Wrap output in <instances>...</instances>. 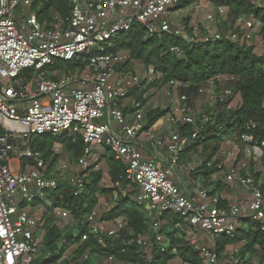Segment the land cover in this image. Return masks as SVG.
<instances>
[{"label": "built area", "instance_id": "obj_1", "mask_svg": "<svg viewBox=\"0 0 264 264\" xmlns=\"http://www.w3.org/2000/svg\"><path fill=\"white\" fill-rule=\"evenodd\" d=\"M179 1L70 0L68 17L45 27L31 9L33 0H0V116L16 122L26 131L14 134L0 127V264H34L40 243L37 231L43 225L46 207L38 213L19 205L39 201L48 204L49 192L58 184L59 168L49 173L42 153L29 146L33 137L68 134L73 143L76 138L81 139L82 155L75 162L81 171L94 166L91 164L105 154V149L125 167L122 181L127 189L122 191L120 183L114 187L123 194L137 190L134 200L143 206L150 232L134 235L124 218L101 221L99 202L84 219L88 232L97 238L99 245L103 246L102 235L112 240L130 238L128 244L135 242L142 248L146 262L150 263L152 258L147 250L153 245L164 246V236L160 233L162 216L178 214L179 221L174 223V228L184 234L189 247L201 255L203 264H218L219 258L213 250L216 238L234 235L245 222L256 224V229L264 234V139L257 141L249 134L239 139H225L223 148L206 161L207 166L217 170L211 176L217 174L220 180H211L206 188L203 187L206 178L201 175L200 183L194 184L193 193L188 194L172 179L177 172L196 171L182 162L183 146L178 131L159 135L157 122L143 131L145 113L141 102L132 103L131 121H127L123 113L128 93L141 92L144 85L149 86L158 78L151 67L146 68L144 78L116 69L125 58L120 53L112 54L109 49L114 45L108 43L128 33L133 24L141 26L147 37L174 36L187 44L237 42L240 36L250 39L255 29L264 28L259 20L238 18L239 32L199 36L197 28L172 21L179 13L175 11ZM253 2L264 5V0ZM224 9L218 7L215 13L207 14L205 20L213 23L217 16L224 17ZM169 51L179 58L183 56L178 48L171 47ZM79 60L87 72L76 70L57 79L49 77L57 63L74 64ZM231 80L234 79L217 76L200 87L197 95L213 96L217 105L225 106L233 98L232 89L222 88L216 96L215 86ZM177 86L180 85L169 82L170 88ZM142 97L146 99L145 94ZM172 115L177 117L171 120L173 124L197 128L186 95L180 97ZM212 115L213 112L200 121L193 138L209 122L221 129L215 125ZM113 124L118 131L112 128ZM139 140L147 142L160 157L148 158L140 149ZM24 142L26 149L19 152L18 144ZM52 152L58 155L56 147ZM13 158L19 163L30 161L32 166L27 171L14 173L10 166ZM66 168V163L60 166V170ZM217 181L230 189L232 197L228 191L214 192ZM67 184L73 196L79 195L85 186L80 174ZM105 207L109 210L110 205L105 204ZM47 208L53 209L60 219L69 216L62 209L51 205ZM87 238V234H82L81 243ZM87 258L85 254L80 260ZM246 258H240L238 251L225 264H250ZM113 260L112 257L106 259L110 263Z\"/></svg>", "mask_w": 264, "mask_h": 264}, {"label": "trees", "instance_id": "obj_2", "mask_svg": "<svg viewBox=\"0 0 264 264\" xmlns=\"http://www.w3.org/2000/svg\"><path fill=\"white\" fill-rule=\"evenodd\" d=\"M33 1L31 9L35 12L39 22L44 24L45 27L59 23L69 15L70 0ZM194 1L180 0L175 7V11L187 8ZM211 2L216 7L228 8L235 21L238 18L248 17L247 19H256L264 24V5L258 6L253 0H211ZM51 11L55 14H50ZM185 25L187 27L188 23ZM236 31L239 32L240 29L238 28ZM113 45L114 47L109 49L112 54L124 51L127 53L129 60L140 61L145 68H153L158 79L155 80L157 82H153L154 84H150L148 89L170 88L169 82L174 81L180 85L179 87L188 84L186 88L181 87L185 90L187 97L191 92L194 96H198L197 90L217 76L234 79L226 83V87L232 89L233 97L237 96L239 98V105L236 108L228 109L227 105L232 101L230 99L225 106L218 104L216 112L211 116L215 125L221 126V129H217L209 122L193 138L197 128H199L200 121H197V128L188 124L180 126L179 130L185 138V148L187 150L201 147L205 160L209 161L223 148L224 141L229 138L230 132L234 134L233 137H230L233 139H239L244 134L251 135L257 141L264 139V55L255 54L252 47L242 45L239 41L232 42L229 40L187 44L174 36L167 35L161 39L147 37L145 30L137 24H133L128 33L115 38ZM171 47L178 48L182 51L183 56L179 58L171 53L169 51ZM54 68L61 69L66 73H73L76 70L80 73L87 72L84 71L85 66L80 60L74 64L57 63ZM129 68V61H125L116 67L117 70ZM144 94L143 90L141 92L133 90L128 93L127 96H130L132 100L129 102L130 105H125L122 108L124 115L133 112L132 103L141 102L145 105L149 101L151 96L143 99ZM168 113L169 110L153 108L147 110L144 115L143 131L148 130ZM251 125H255L254 129L249 128ZM72 139L68 134L33 137L30 140V147L40 151L46 163L49 156L53 157L50 166H48V169H50L58 156L52 152L55 146H61L65 153L70 154L75 161L81 157L83 143L79 138H76V142L73 143ZM99 160H103L107 166V176L112 187L101 186L103 173L101 170L93 172L94 166H91L85 171L86 177L82 173L80 174L83 176L85 186L79 195L73 196L72 188L68 184H62L59 181L56 189L49 192V203L45 205L44 222L41 226L44 234L41 239L39 238L42 242L39 243V256L37 254L34 264H57L63 254L72 246H75L73 257L65 264H91L92 259L103 260L109 257L123 264H168L175 256L180 257L183 263L203 264L201 255L193 251L189 247L184 234L174 228V223L179 221L178 214L162 216V220L166 216L172 217L170 228L161 229L160 231L161 235L166 238V244L163 247L153 245L150 248L148 251L152 258L150 263L146 262V254L142 248L135 242L128 244L130 238L124 237L121 240H112L102 235L103 246L99 245L97 238L88 232L84 219L98 207L101 198L107 200L113 198L109 210L101 214V221L124 218L127 221L128 228L134 235L149 234L150 232L144 208L134 200L137 190L133 189L126 194L122 193L123 190L127 189L126 183L122 181L125 174L123 164L116 162L107 149H105V154ZM30 164L32 165L31 162ZM216 171L212 167L204 169L203 172L195 171L191 174L194 177L202 175L207 179ZM256 177H258V174ZM116 183H120L122 191H118L114 187ZM215 185L216 190L214 192L217 193L222 191L221 186L226 187L221 181H217ZM36 203L20 204L19 207L33 208ZM47 205L68 212L69 226L64 229L56 227L51 216H47L48 211L51 214L53 213V209H48ZM245 224L247 223L245 222ZM252 225H254V230L245 229L243 235L234 234L216 238L213 250L218 258L222 256L227 246L245 241V244L239 250V257H247L246 259L250 261L258 248L261 252L258 264H264V234L256 229V224L252 223ZM82 234H87L88 238L81 243ZM85 254L88 255L87 260H80ZM45 255H48V257Z\"/></svg>", "mask_w": 264, "mask_h": 264}, {"label": "rangeland", "instance_id": "obj_3", "mask_svg": "<svg viewBox=\"0 0 264 264\" xmlns=\"http://www.w3.org/2000/svg\"><path fill=\"white\" fill-rule=\"evenodd\" d=\"M264 4V3H263ZM38 8V7H37ZM217 8L212 2L211 0H195L194 5H189L187 8L180 10L179 14H176L173 18L172 21L174 22V24L177 25H185L186 23H188V26H193L195 28H197L198 34L199 36H205V35H209V34H215V33H219L222 35H228L230 33L235 32L236 30H238V28L236 27V21L233 20V16L230 14L228 8L224 7L225 9V13H224V17H219L217 16L215 21L213 23H209L205 20V16L207 14H211V13H215L217 11ZM50 14L54 15L55 13L53 11L50 12ZM244 18H248V17H244ZM242 35V34H240ZM243 36V35H242ZM240 39V44L242 45H246L248 47H252L253 51L255 54L257 55H264V30H257L255 29L254 32L251 35L250 39H242V37H239ZM108 45H113V42L108 43ZM120 54L125 58L124 61H129L130 63V68L129 69H125L126 71H130L132 72L134 75H137L141 78H144V72L146 70L145 66L140 62V61H132L129 60L127 53L124 51H120ZM78 71V70H77ZM84 71H87V69H85ZM158 79V78H156ZM157 82V81H155ZM154 82V83H155ZM152 83V84H154ZM216 91H215V95L219 96L221 93V90H223L222 88H226V84L225 82L222 83V85H220V87L215 86ZM214 88V89H215ZM143 91L145 92L146 98H149V103L147 106L144 105V113L147 112V110H149L150 108L153 109H160V110H169V113L167 116V120H166V124H169L168 126H170L171 128L169 130L166 131V134L170 133L171 131H178L179 135H180V139H181V143H182V162L184 163H189L191 165V167H194L196 172H203L204 169H209L212 168L211 166H207L206 164V160H205V156L204 154L201 152V147H197L194 149H186L184 142H185V138L181 135L180 133V124H173L171 121L172 119L175 120V118H177L175 115H172L173 110L178 106L179 103V99L181 96L186 95L185 90L179 86L175 87V88H166L163 87L161 89H148V86L143 87ZM190 95H188V99H189V107L191 109V114L193 115V117L195 118L196 121H201L204 117H208L210 115L211 112H216V101L213 98V96L209 97H200V96H194L193 93H189ZM132 100V98L130 96L127 97V102L129 103ZM239 105V98L237 96L232 98V101L230 103V108H236ZM127 120V119H126ZM128 121V120H127ZM233 133L230 132L229 133V138L233 137ZM29 146H30V142H29ZM58 149V156L55 158V163L50 167L49 169V173L55 171L57 168H59L58 173H56V178L58 179V181L62 184H67L69 182L70 179H72L73 177H75L76 175H79L82 173V175H84V177L87 176V174H85V171H81L77 166H76V161L74 158L71 157L70 154L65 153L64 149L61 146H55ZM24 149H26V143L24 142L19 143L18 144V151L21 152ZM53 157L48 158L47 160V165L50 166V162L51 159ZM14 159V158H13ZM66 163L67 164V168L65 170H60V166L62 164ZM94 164V168H93V172L94 171H98L101 170L103 173V179L101 181V186H105V187H112L110 182H109V178L107 176V166L105 165V162L103 160H99L93 162L91 165ZM209 164V163H208ZM11 168L15 171L16 167H17V163L16 161H11L10 163ZM84 173V174H83ZM216 173V172H215ZM201 175H197L195 178L196 179V183H200L199 178ZM192 177V176H191ZM194 178V176H193ZM221 178V177H220ZM219 176L217 174L213 175V176H209L206 181L207 183H205L203 185V187H209L210 181L213 179H219ZM222 191H228L230 192L229 188H224L222 187ZM131 190V189H130ZM115 196V194H114ZM113 198L111 197L110 199H100V207H99V218L101 216V214L107 212V207H105V204H107L108 206L110 205V202H112ZM45 202L44 201H39L36 203L34 210H38L36 212H42L45 208ZM103 208H106L107 210H104ZM43 209V210H42ZM33 211V210H32ZM34 212V211H33ZM47 216H51V219L54 223V225L56 227H58L59 229H64L66 227L69 226V219H60L58 217H56V215L54 213L51 214L50 211H48ZM170 219H172L171 216H166V218H164L163 220H161V227L162 229H168L170 228ZM247 229H251L252 231L254 230V225H252V222H248L247 224H243L240 228V230L236 231L235 234L237 235H243V231ZM39 235V238L41 239L44 231L42 230V228L40 227L38 229L37 232ZM40 242H42V240H40ZM163 245L166 244V238H163ZM245 244V241H242L236 245H231V246H227L225 248V251L222 253V256L218 259V264H225L228 261V258L238 252L243 245ZM75 246L70 247L62 256L61 260L58 261L57 264H65L68 262V260H70L73 257V250H74ZM150 249H148L147 251H149ZM39 256V254H38ZM46 257H48V255H45ZM261 256V252L260 249H256V253L255 255L252 256L251 260L249 261L250 264H258L259 262V257ZM91 264H123L120 261L117 260H113L111 263L106 261V259L103 260H95L92 259L91 260ZM168 264H188V263H183L181 258L178 256H175L173 259H171Z\"/></svg>", "mask_w": 264, "mask_h": 264}, {"label": "crops", "instance_id": "obj_4", "mask_svg": "<svg viewBox=\"0 0 264 264\" xmlns=\"http://www.w3.org/2000/svg\"><path fill=\"white\" fill-rule=\"evenodd\" d=\"M179 14V13H178ZM74 73V72H73ZM72 72H64L63 70L61 69H58V68H54L53 70H51L49 72V77L51 79H57V78H60V77H63V76H68L69 74H73ZM149 102L146 103L145 106L148 105ZM126 105H130L129 103L126 104ZM152 109V108H151ZM168 115H166L163 119L159 120L157 123H156V133H158L159 135H165L166 134V131L169 130L171 127L168 126L169 124H166V118H167ZM125 118L128 120V121H131V118L132 117V113H129V114H126L125 115ZM103 122H105V120H103ZM112 128L114 130H117L118 131V127L116 126V124H113L112 125ZM139 146H140V149L144 152V154L148 157V158H154V159H157L160 157V154L158 152H155L151 146L145 142V141H142V140H139ZM99 153V152H98ZM11 161H16L17 163V167L15 169V171L12 169V171L15 173V172H18L19 170L21 171H27L31 168V164L29 161H25V160H21V162L19 163L17 160L15 159H12ZM10 161V163H11ZM29 162V163H28ZM189 164V163H187ZM190 165V164H189ZM11 166V165H10ZM192 174H189V173H186V172H177L175 174V177H173L172 179L179 185V187L185 191L186 193L188 194H192V187L194 186V184H196V179L197 178H193ZM225 191V190H224ZM229 194V192H228ZM231 196V193L229 194ZM232 197V196H231ZM35 207L31 208V207H26L27 210H29L30 212H33L35 211L34 210ZM33 210V211H32Z\"/></svg>", "mask_w": 264, "mask_h": 264}, {"label": "water", "instance_id": "obj_5", "mask_svg": "<svg viewBox=\"0 0 264 264\" xmlns=\"http://www.w3.org/2000/svg\"><path fill=\"white\" fill-rule=\"evenodd\" d=\"M0 127L1 129L8 130L14 134L26 132L24 129H21L16 122L9 121L2 116H0Z\"/></svg>", "mask_w": 264, "mask_h": 264}]
</instances>
